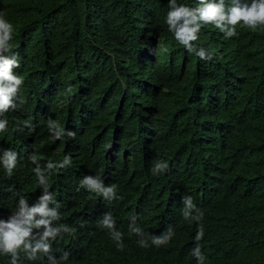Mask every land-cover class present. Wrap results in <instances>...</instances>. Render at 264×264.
Listing matches in <instances>:
<instances>
[{
	"label": "trees",
	"instance_id": "16d2710c",
	"mask_svg": "<svg viewBox=\"0 0 264 264\" xmlns=\"http://www.w3.org/2000/svg\"><path fill=\"white\" fill-rule=\"evenodd\" d=\"M244 2L223 0L225 12ZM182 5L201 6L0 0L13 26L2 55L23 78L0 115V220L21 198L31 208L48 194L59 216L50 226H64L49 252L20 251L15 264H198L197 245L203 264H264V26L237 25L230 36L197 19L186 46L166 23ZM5 152L15 153L10 176ZM89 177L114 194L91 192ZM170 229L166 244L153 243ZM12 260L0 253V264Z\"/></svg>",
	"mask_w": 264,
	"mask_h": 264
},
{
	"label": "clouds",
	"instance_id": "9594fccd",
	"mask_svg": "<svg viewBox=\"0 0 264 264\" xmlns=\"http://www.w3.org/2000/svg\"><path fill=\"white\" fill-rule=\"evenodd\" d=\"M200 7L195 10H190L186 6L174 8L167 13L166 23L169 26V30L173 31L175 39L183 44L188 45L189 41L196 39V31L199 25L195 22L197 19L204 23H211L214 27L224 30L227 28L228 35L236 34L237 25H241L252 30L257 29L260 26H264V0H245L243 4H234L227 12H225L223 6V0L221 4L205 3L204 0H199ZM13 32V26L3 15L0 14V115L7 112L10 106H12L11 97L15 94L17 87L23 83L21 76L13 75L11 73V67L15 64V61L6 58L2 55L3 52L8 51L10 44L7 43L11 39ZM204 55L203 52L200 53ZM18 66V65H17ZM70 91V89H69ZM50 123V128L53 126ZM5 120H0V130H5ZM69 135H72L69 133ZM62 136V131L57 129L53 139ZM68 163V159L65 157L61 164ZM7 174L10 176L12 169L16 166V158L14 152H5V158L3 161ZM60 164V165H61ZM59 165V166H60ZM161 165V167H165ZM49 168L53 165L49 164ZM38 183L43 184L45 188L48 187L47 179H44L40 170L37 169ZM83 183L87 184L91 192L97 194H103L105 197H109L114 194L115 185L109 188H102L101 185L92 178H86ZM40 202L29 208L26 205L25 199L21 198L19 202V211L10 217L7 221L0 220V253L11 254L13 257L12 264H15V257L20 251L27 250L29 252V259H36L37 253H47L50 250V240L55 238L57 233L61 230L63 225L52 227L50 222L58 219V213L55 209H49L47 207L49 202H54L53 198L45 194L39 198ZM186 208L183 211L185 219L189 218V211L194 207L192 200L189 198L186 202ZM39 216V219L35 217ZM196 220L201 219V214H197L193 217ZM101 225L104 228L112 229L113 221L111 216H105ZM43 228V231L39 233V238L33 237L32 242H29L28 238L31 235L32 228ZM68 232H75V229H67ZM171 229L167 234L162 237H154L153 243L157 246L166 244L172 236ZM112 235V233H111ZM116 239L122 235L120 232L114 234ZM203 236V229L197 233L196 239L199 240ZM144 247V245H142ZM123 247V245H118ZM193 255L197 258L198 264H203L205 260L204 255L201 253L199 245L193 250ZM68 253L65 252L62 259H67ZM50 264H58V261L51 259Z\"/></svg>",
	"mask_w": 264,
	"mask_h": 264
}]
</instances>
